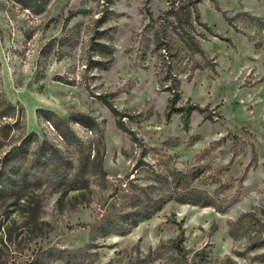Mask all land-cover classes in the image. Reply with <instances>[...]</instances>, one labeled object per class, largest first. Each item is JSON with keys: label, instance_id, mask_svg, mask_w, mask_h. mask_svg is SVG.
I'll use <instances>...</instances> for the list:
<instances>
[{"label": "rangeland", "instance_id": "374dc122", "mask_svg": "<svg viewBox=\"0 0 264 264\" xmlns=\"http://www.w3.org/2000/svg\"><path fill=\"white\" fill-rule=\"evenodd\" d=\"M217 2L199 4L202 19L232 43L202 41L217 66L183 78L178 106L202 110L186 128L181 113L168 117L156 56L137 57L147 9L157 17L167 0H50L41 12L0 0V264H46L49 248L85 246V225L118 184H156L177 167L203 168L193 183L227 210L169 202L129 234L99 237L100 261L129 264L165 244L146 264H190L204 247L212 264H264V26L239 15L264 18V0ZM82 161L93 163L90 189L72 190L66 176ZM248 211L258 227L235 240L229 223ZM181 233L184 255L170 246Z\"/></svg>", "mask_w": 264, "mask_h": 264}, {"label": "trees", "instance_id": "16d2710c", "mask_svg": "<svg viewBox=\"0 0 264 264\" xmlns=\"http://www.w3.org/2000/svg\"><path fill=\"white\" fill-rule=\"evenodd\" d=\"M16 1L27 8L37 10L36 12L43 11L50 2V0ZM202 1L167 0V8L157 17H154L150 9H147V23L136 34L138 59L145 63L150 53L155 55L159 82L165 90L171 92L168 117L170 118L172 113H181L186 128L190 125L192 113L195 110H202L197 104L178 106L183 78L191 80L196 71H216L217 66L215 57H210L207 54L202 41L215 36L232 43L230 38H224L203 21L199 9V4ZM211 1L220 10L217 0ZM242 14L248 16L252 24L264 26V18L251 15L248 12L239 13V15ZM225 18L230 25H233L232 17L225 14ZM103 47L112 52L108 45ZM110 108L114 113H117L114 107L110 106ZM207 118L213 119V117ZM85 123L91 125L88 121ZM118 125L125 130L121 121H118ZM132 139L140 144L136 136H132ZM9 157L8 153L5 158ZM92 164L88 165L86 161H82L79 173H75L71 179L66 176L67 182L70 183L66 185L72 190H89L91 184L87 183L89 181L86 177L93 175ZM61 166L62 164H60V169ZM99 171L103 175H107L102 168ZM204 172L203 168L198 167L185 172L177 167L168 174L157 173L153 179L156 184H133V180L127 184H118L119 189L113 201L105 203L102 210L98 212L95 221L85 225L90 227V241L79 249L49 248L46 250L45 263L52 264L60 260L68 264H112L100 261L95 241L99 237L111 234L123 236L131 233L142 221L153 218L166 204L172 201L202 207L213 206L218 211L225 212L227 206L217 204L206 190L193 183ZM100 185L105 187L107 184ZM258 222L255 212H245L237 220L230 221L229 234L235 240L246 237L255 231ZM184 241V235L181 233L170 246L177 254L184 255ZM256 243L259 245L258 242ZM262 244H264V239ZM163 248H165V244L160 245L149 254H138L135 258H131L129 264H146L148 261L157 260L161 257ZM190 264H212L211 252L207 251L206 247L196 251Z\"/></svg>", "mask_w": 264, "mask_h": 264}]
</instances>
